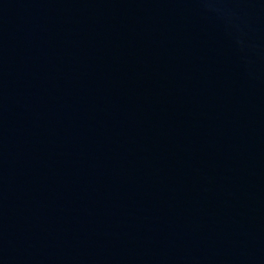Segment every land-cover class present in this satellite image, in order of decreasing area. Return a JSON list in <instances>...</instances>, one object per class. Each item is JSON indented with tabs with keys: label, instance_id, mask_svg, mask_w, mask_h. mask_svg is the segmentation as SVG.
Wrapping results in <instances>:
<instances>
[{
	"label": "water",
	"instance_id": "95a60500",
	"mask_svg": "<svg viewBox=\"0 0 264 264\" xmlns=\"http://www.w3.org/2000/svg\"><path fill=\"white\" fill-rule=\"evenodd\" d=\"M0 264H264V0H0Z\"/></svg>",
	"mask_w": 264,
	"mask_h": 264
}]
</instances>
